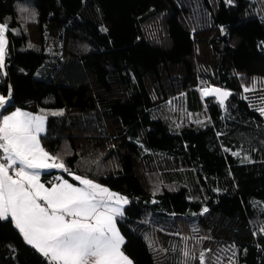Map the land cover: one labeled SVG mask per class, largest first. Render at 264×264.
Here are the masks:
<instances>
[{
    "label": "trees",
    "instance_id": "16d2710c",
    "mask_svg": "<svg viewBox=\"0 0 264 264\" xmlns=\"http://www.w3.org/2000/svg\"><path fill=\"white\" fill-rule=\"evenodd\" d=\"M5 20L0 114H47L44 149L128 198L134 264H264V115L245 92L264 78V0H0ZM0 264L50 261L9 218Z\"/></svg>",
    "mask_w": 264,
    "mask_h": 264
},
{
    "label": "snow or ice",
    "instance_id": "6c2138e0",
    "mask_svg": "<svg viewBox=\"0 0 264 264\" xmlns=\"http://www.w3.org/2000/svg\"><path fill=\"white\" fill-rule=\"evenodd\" d=\"M9 30L7 20L0 22V70L5 66ZM203 94L218 97L221 104L231 95L214 87L205 88ZM10 95H0V108L8 103ZM259 111L264 115V107ZM46 119L20 110L0 118V220L11 218L26 243L47 257L50 264H133L121 250L124 238L116 225L128 198L75 175L60 156L46 151L40 141ZM47 169L67 172L80 186L63 177L46 186L40 175ZM183 255L195 258L187 245ZM204 258L201 252V264Z\"/></svg>",
    "mask_w": 264,
    "mask_h": 264
},
{
    "label": "rangeland",
    "instance_id": "374dc122",
    "mask_svg": "<svg viewBox=\"0 0 264 264\" xmlns=\"http://www.w3.org/2000/svg\"><path fill=\"white\" fill-rule=\"evenodd\" d=\"M205 88H208V87H202L201 88V92L203 93V90ZM245 89H248V91H245L248 96L258 105L259 109L261 107H264V78H255V79H252L251 81V84L248 86V87H245ZM0 95H2L0 93ZM204 95V94H203ZM205 96V95H204ZM16 110H20V111H23V112H27V113H31L32 115L34 116H40V115H44L47 117V114H44V113H34V112H30V111H27V110H23V109H20V108H17V109H14L12 111H9V112H6L4 113L3 115L0 116V118H2L3 116L5 115H10L12 114L13 112H15ZM0 112H1V108H0ZM46 123H47V119L45 121V131L43 133H41V135H43L45 132H46ZM41 141V139H40ZM41 145H42V142H41ZM43 146V145H42ZM50 170H55L56 173L53 175L52 178H46L45 173L50 171ZM65 174H68L67 172H64L63 170L61 169H47V170H43L41 172V175H40V180L42 183H44L46 186H50L51 182L55 181L57 177H63L64 179L68 180L70 183H73L75 184L76 186H80L79 185V182L76 181V182H73L71 180H69ZM72 177V176H71ZM99 184V183H98ZM101 185V184H100ZM103 186V185H102ZM105 187V186H104ZM108 188V187H107ZM109 189V188H108ZM112 191V190H111ZM112 192H115V191H112ZM115 193H118V192H115ZM120 194V193H119ZM122 195V194H120ZM124 196V195H123ZM127 204L123 205L122 206V212L124 213V209L126 207ZM122 216V215H121ZM121 216H118L117 219H116V225H117V228L119 229V232L121 234V236H123V234L121 233L120 231V228H119V225H118V218H120ZM124 238V236H123ZM124 242H125V238H124ZM124 245V243H123ZM123 245L121 247V250L124 252L123 250ZM124 254L126 255V253L124 252ZM132 261V260H131ZM133 262V261H132ZM134 264V262H133Z\"/></svg>",
    "mask_w": 264,
    "mask_h": 264
},
{
    "label": "water",
    "instance_id": "95a60500",
    "mask_svg": "<svg viewBox=\"0 0 264 264\" xmlns=\"http://www.w3.org/2000/svg\"><path fill=\"white\" fill-rule=\"evenodd\" d=\"M211 87H214V88H219V89H221L222 91H227V92L231 93V91H230V90H228V89H225V88H223V87H219V86H211ZM229 96H230V95H229ZM229 96H228V97H229ZM228 97H227V98H228ZM227 98H226V99H227ZM217 99L219 100V98H218V97H217ZM226 99H225V100H226Z\"/></svg>",
    "mask_w": 264,
    "mask_h": 264
}]
</instances>
